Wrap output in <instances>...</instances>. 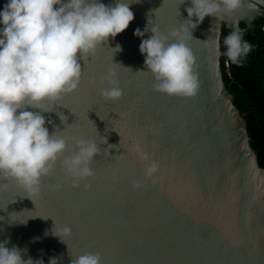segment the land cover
Masks as SVG:
<instances>
[{"label": "water", "instance_id": "1", "mask_svg": "<svg viewBox=\"0 0 264 264\" xmlns=\"http://www.w3.org/2000/svg\"><path fill=\"white\" fill-rule=\"evenodd\" d=\"M6 3L0 0V10ZM189 6L135 0L129 26L82 59L78 89L44 101L50 133L100 143L95 175L73 187L61 157L38 194L0 177V240L8 239L7 247H27L25 259L45 264L50 257L70 264L85 252H99L102 264H264V168L224 82L220 43L224 25L264 16V0H243L223 20L205 16L186 39L196 57L197 93L169 96L154 90L139 51L151 32L138 37L134 30L156 25L171 42ZM109 69L123 89L116 100L100 94ZM137 143L147 160L134 150ZM75 150L70 141L64 156ZM152 160L159 168L146 178ZM56 184L62 187L54 191ZM62 225L72 230L65 242L52 234Z\"/></svg>", "mask_w": 264, "mask_h": 264}, {"label": "clouds", "instance_id": "2", "mask_svg": "<svg viewBox=\"0 0 264 264\" xmlns=\"http://www.w3.org/2000/svg\"><path fill=\"white\" fill-rule=\"evenodd\" d=\"M134 2L115 0L106 5L102 0H7L0 10V177L14 181L28 193L38 194L43 178L61 157L73 187L95 175L91 164L100 153V143L57 134L55 130L50 133L43 113L51 110L44 106V101L55 102L78 89L82 59L129 26L134 19L130 4ZM184 2L180 0V4ZM242 2L190 0L191 6L186 8L188 18L172 30L170 35L176 39L171 42L156 25L149 29L146 24L143 31L134 30L138 37L151 32L148 38L141 39L139 51L144 55L145 68L153 75L155 91L169 96L196 95V57L186 39L192 37L205 16L223 20L238 10ZM244 31L235 20L223 40V54L235 64L242 63L253 48L244 39ZM113 49L120 51L121 46L117 44ZM226 67L229 68L227 61ZM106 79L109 86L100 89L101 96L121 98L123 89L114 69H109ZM70 141L75 142L76 150L64 156ZM133 147L142 160L148 159L139 143ZM158 168V162L152 160L144 176L152 178ZM90 186L84 184L85 188ZM140 186V182L133 181V187ZM61 187L62 184H56L53 190ZM71 231L69 225H62L56 231L53 229L52 234L64 241L62 237L70 236ZM8 243V239L0 240V264H45L43 259H25L27 247L9 248ZM48 264H58V258L50 257ZM70 264H102V258L99 252H85L72 257Z\"/></svg>", "mask_w": 264, "mask_h": 264}, {"label": "trees", "instance_id": "3", "mask_svg": "<svg viewBox=\"0 0 264 264\" xmlns=\"http://www.w3.org/2000/svg\"><path fill=\"white\" fill-rule=\"evenodd\" d=\"M239 27L245 30L244 39L253 48L240 64L232 63L223 54V79L234 104L245 117L252 147L257 152L260 166L264 168V16L252 21H239ZM231 30L232 27H222V53L225 51L224 37ZM226 61L229 68L225 65Z\"/></svg>", "mask_w": 264, "mask_h": 264}]
</instances>
